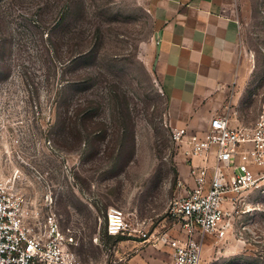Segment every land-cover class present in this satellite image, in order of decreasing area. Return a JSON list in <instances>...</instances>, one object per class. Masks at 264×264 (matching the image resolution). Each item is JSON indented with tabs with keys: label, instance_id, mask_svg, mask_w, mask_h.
I'll return each instance as SVG.
<instances>
[{
	"label": "rangeland",
	"instance_id": "374dc122",
	"mask_svg": "<svg viewBox=\"0 0 264 264\" xmlns=\"http://www.w3.org/2000/svg\"><path fill=\"white\" fill-rule=\"evenodd\" d=\"M236 2L246 67L230 118L249 125L264 109V0ZM155 3L0 0L3 162L23 165L17 189L37 204L45 189L30 167L46 172L61 225L88 264H172L171 248L153 238L182 222L169 212L192 183L179 181L176 162L184 157L188 170L191 161L171 137L152 67ZM225 204L226 231L206 234L201 264H264V181ZM111 205L151 239L105 235Z\"/></svg>",
	"mask_w": 264,
	"mask_h": 264
},
{
	"label": "built area",
	"instance_id": "2783aa9c",
	"mask_svg": "<svg viewBox=\"0 0 264 264\" xmlns=\"http://www.w3.org/2000/svg\"><path fill=\"white\" fill-rule=\"evenodd\" d=\"M171 137L186 146L192 184L177 196L169 212L182 222L154 236L153 244L171 248L172 264H201L206 234L226 231L225 203L264 181V109L249 125L233 124L224 111L214 114L202 129L174 126ZM30 168L44 184V198L38 204L17 189L23 165L4 164L0 152V264H88L74 249L73 230L61 225L46 172ZM104 229L110 236L141 237V241L154 235L113 205L107 208Z\"/></svg>",
	"mask_w": 264,
	"mask_h": 264
},
{
	"label": "crops",
	"instance_id": "0c3cea01",
	"mask_svg": "<svg viewBox=\"0 0 264 264\" xmlns=\"http://www.w3.org/2000/svg\"><path fill=\"white\" fill-rule=\"evenodd\" d=\"M155 8L152 67L167 95L172 127L202 129L214 114H231L246 67L236 0H156ZM176 163L179 181L192 183L191 165L187 170L184 157Z\"/></svg>",
	"mask_w": 264,
	"mask_h": 264
},
{
	"label": "trees",
	"instance_id": "16d2710c",
	"mask_svg": "<svg viewBox=\"0 0 264 264\" xmlns=\"http://www.w3.org/2000/svg\"><path fill=\"white\" fill-rule=\"evenodd\" d=\"M80 3H81V1H76V2H75V7H76V9L79 8L78 6H80ZM64 12L66 13L67 11L64 10ZM48 35H49V33H48ZM50 38H52V36H50ZM120 114L123 115V116L125 115L124 112H122V111L120 112ZM104 232H105V235H107L108 237H113V236L108 235V234L106 233V231H104ZM116 237L122 238L123 236H122V235H117Z\"/></svg>",
	"mask_w": 264,
	"mask_h": 264
}]
</instances>
